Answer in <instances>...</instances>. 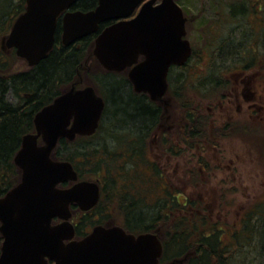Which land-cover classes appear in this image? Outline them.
<instances>
[{
  "label": "water",
  "instance_id": "1",
  "mask_svg": "<svg viewBox=\"0 0 264 264\" xmlns=\"http://www.w3.org/2000/svg\"><path fill=\"white\" fill-rule=\"evenodd\" d=\"M76 1L25 0L4 45L29 66L37 65L53 47L57 16ZM142 1L98 0L90 11L66 12L63 44L95 33L104 21L129 16ZM185 22L177 0H146L134 17L103 27L91 55L110 71H122L143 55L128 77L137 92L166 104L168 69L185 63L192 51ZM103 109L93 86L74 83L35 113L34 131L22 136L13 158L20 180L0 196V264H159L163 245L157 232L135 234L120 225L96 224L74 238L71 206L91 210L100 197L99 182L80 179L70 161L51 154L61 138L92 135ZM63 183L70 185L60 187Z\"/></svg>",
  "mask_w": 264,
  "mask_h": 264
},
{
  "label": "rangeland",
  "instance_id": "2",
  "mask_svg": "<svg viewBox=\"0 0 264 264\" xmlns=\"http://www.w3.org/2000/svg\"><path fill=\"white\" fill-rule=\"evenodd\" d=\"M177 2L185 13L186 38L194 50L186 62L180 97L188 100L191 108L195 110L199 121L197 130L202 136L196 135L195 132L190 134L191 124L185 108L175 98L173 91L167 92L168 104L163 105V109L165 107L168 117L170 116L169 121L174 120L175 129L167 133L157 131L159 124L160 130L167 127L164 119L160 118L153 131H149L145 137L143 153L148 164L153 162L160 169L167 162V175L164 177L163 172L161 187L177 195L181 203H184L185 199L191 201L188 208L175 214L174 218L188 219L194 215L200 218L203 215L205 220L216 222L217 227L227 229L238 221L243 212L251 206V202L264 199V42L259 40L263 38H259L264 23L259 12L264 14V0H177ZM258 8L260 10L256 12ZM246 37L251 38L247 41ZM0 44L3 46V42L0 41ZM92 47L91 45L89 52L92 51ZM243 47H252L254 51L246 56ZM234 50H239V54H233ZM11 51L12 49L4 50L5 60H9ZM30 67L25 59L17 57L8 72L16 74L30 70ZM87 67L82 71L81 86L94 85L98 93L106 97L109 94L102 85L105 78L118 82L126 78V72H108L94 57ZM238 73H242L243 78L251 77V90L257 89L263 95V110L258 115L250 117L245 102L242 104V110L237 112L236 103L226 101V95L232 89V82L236 80L234 75ZM172 74L171 83L173 79L172 86H175L177 72ZM206 80L209 83H205ZM216 80L221 83L228 82V86L221 84L216 87ZM177 84L180 85L178 82ZM126 88L129 90L127 86ZM245 92L247 93L246 89ZM7 98L14 102L12 93L8 92ZM241 100L244 101L243 98ZM156 105L161 107L162 104ZM227 105L231 107L230 111L226 109ZM112 117L109 110L103 119L104 126L92 139L94 144L105 146L106 157L116 147L117 152H120L121 140L131 132L125 133L128 128L120 124L117 125L118 137H111L107 130ZM182 117L184 121L180 120V123L184 124L183 127L178 122ZM181 133L182 137L179 136ZM136 134L139 133L132 132L129 137L137 144L140 138ZM200 139L205 143L199 145ZM178 143L181 145L178 146ZM213 143H217V149L213 147ZM120 163L123 165L124 160L121 159ZM147 168L148 165L140 162L134 172L138 175L139 171ZM82 169L87 172L89 178L95 180L99 177L103 181L102 185L105 184L104 177L108 171L104 164L95 175L90 171V162L83 164ZM152 177L149 179L150 182L137 176L136 179L139 180L134 181L138 186L136 188L149 197L147 199L150 205L154 203L156 197L165 196V192L152 187ZM105 190H111L109 183L105 185ZM142 193L140 194L143 195ZM104 206L109 222L112 225H122L123 216L117 209V202L114 199L111 202L104 201ZM81 213L83 212L79 210L77 216L72 217L74 223L79 221ZM90 227L84 226L86 230ZM252 248L246 247L242 254L236 255H242L246 264H264V257L256 248Z\"/></svg>",
  "mask_w": 264,
  "mask_h": 264
},
{
  "label": "trees",
  "instance_id": "3",
  "mask_svg": "<svg viewBox=\"0 0 264 264\" xmlns=\"http://www.w3.org/2000/svg\"><path fill=\"white\" fill-rule=\"evenodd\" d=\"M25 4V0H0V39L7 34L14 19L24 11ZM88 4H92V0H89ZM259 10L260 8L256 12ZM259 15L264 21V14L259 12ZM250 38L245 39L248 41ZM259 38H262L259 40L264 42V23ZM93 40L94 35L84 37L78 48L76 46L65 47L56 41L48 56L36 67L16 74L8 72L13 61L18 57L15 50L12 49L7 61L0 47V196L20 180L21 172L14 164L13 158L20 147L22 136L33 130L34 112L48 103L61 90L68 88V77L71 72L75 76V66L88 54ZM253 49L243 47L246 56H249L254 51ZM233 54L238 55L239 50H234ZM172 75L171 73L169 76L168 92L173 91L175 98L185 108L186 116L191 124L190 134L195 132L199 135L201 133L197 130L199 121L195 110L191 108L188 100L180 97L182 86L177 84V77L175 86H172ZM187 77L186 75V79ZM105 79L102 85L107 89L109 96H103L105 107L96 132L90 136H78L73 141L61 138L51 154L54 159L70 161L81 179H91L82 169L83 164L87 162H90V171L94 175L97 174L102 164L108 171L107 176L104 177V181L106 180L104 185H102V179L97 178L100 182V199L90 212L81 213V218L75 223L76 236L81 237L85 234V225H112L104 211L103 202H111L114 199L117 202L118 211L123 216L121 226L126 231L135 234L148 231L157 232L163 245L160 263L166 264L180 260L184 264H246L242 255H236L237 253L242 254L246 247L256 248V251L264 257V199L251 202V206L243 212L238 221L227 229L217 227L216 222L211 223L205 220L203 215L200 218L197 215L188 219L174 218L175 214L186 210L191 201L185 199V202L181 203L177 195L161 187L162 167L160 169L159 166L153 164L154 175L152 176L154 177H152L148 171L146 172L150 164L147 163L143 153L144 140L157 119L158 106L155 102L146 99L145 95H132L122 82L110 78ZM206 81L205 83H209ZM7 91L18 98L17 102H12L6 97ZM23 93L29 94L25 97ZM109 110L113 115L109 121V130H107L109 135L117 138L119 135L117 125L122 124L128 128L125 133L128 131H131V134L135 131L139 133L136 136H139L140 142L134 143L129 133L121 140L122 150L117 152L116 147L106 157L105 146L94 144L92 139L104 126L103 119ZM77 143L81 144L77 145ZM202 143L205 142L200 139L199 145ZM198 152L201 153L199 150ZM121 159L124 160L123 165L120 163ZM140 162L148 165V168L142 172L139 171L140 174L136 175L134 170L139 167ZM134 175L148 182L152 177V187L157 191L165 192V196L156 197L154 203L150 205L147 199L149 197L136 188L138 186L134 181L139 179H136ZM107 183L110 184L111 190H105ZM71 211L74 217V215L77 216L79 210L72 206ZM1 241L0 235V245Z\"/></svg>",
  "mask_w": 264,
  "mask_h": 264
},
{
  "label": "flooded vegetation",
  "instance_id": "4",
  "mask_svg": "<svg viewBox=\"0 0 264 264\" xmlns=\"http://www.w3.org/2000/svg\"><path fill=\"white\" fill-rule=\"evenodd\" d=\"M144 1H146V0H143L140 4H138L136 7H135V9L132 11V13L129 15V16H127V17H121V18H118V19H110V20H107V21H104L103 23H101L100 25H99V28H98V30L95 32V33H91V34H89V35H94V39H95V37H96V35L98 34V32L103 28V27H105V26H107V25H109V24H111V23H113V22H116V21H119V20H127V19H130V18H132V17H134L135 15H136V13L138 12V10H139V8L141 7V5H142V3L144 2ZM158 2V1H157ZM89 3V0H78V1H76L74 4H72V5H70V7H68L67 9H65V10H63L58 16H57V20H56V28H55V40H54V44H53V47L55 46V42L57 41V43L59 42L60 44H62V46H76L77 48L80 46V42H81V40L84 38V37H86V36H89V35H86V36H84V37H81V38H79V39H77V40H75L72 44H70V45H64L63 44V42H62V21H63V16H64V14L66 13V12H69V13H72V12H75V11H83V12H86V11H90V10H92V9H94L96 6H97V4H98V0H92V4H88ZM26 5V4H25ZM178 5L181 7V9H182V11H183V8H182V6L178 3ZM183 15L185 16V13H184V11H183ZM10 30V29H9ZM9 30H8V32H9ZM8 32H7V34H8ZM6 34V35H7ZM5 35V36H6ZM5 36H3L2 38H1V42H3V40H4V38H5ZM186 37V36H185ZM59 38V39H58ZM59 40V41H58ZM93 43H94V40H93ZM191 45V44H190ZM92 46H93V44H92ZM0 47H1V49L4 51H6V50H8V49H10V48H7L5 45H4V43H3V46L0 44ZM52 47V48H53ZM93 48V47H92ZM52 50V49H51ZM193 52H194V50H193V48H192V55H193ZM50 53V52H49ZM191 55V56H192ZM48 56V55H47ZM190 56V57H191ZM93 55H91V52H89L88 51V54H86V56H84V58L82 59V60H80L78 63H77V65L75 66V76L72 74V72H71V74H70V77H68V82H67V87L69 88V87H71V85H73L74 83H77V87H84V86H87V85H91V84H86V85H84V86H81V83H83V77H82V71L85 69V68H88L87 66H90V63H91V61H92V59H93ZM189 57V58H190ZM95 58V57H94ZM144 60V56L143 55H139L138 57H137V59H136V61H135V63L134 64H132V66H129V67H126L124 70H122V71H110V70H107L108 72H126V78H125V80H123V81H121L122 83H123V85L125 86L126 84V86L129 88V92L132 94V95H134V96H141V95H145L146 96V99L148 98V100H150V101H152V102H155L156 104L157 103H160V104H162L161 105V107L160 106H158V112L160 111V113L158 114V116H157V119L155 120V122L153 123V125L151 126L152 128H151V132L153 131V128L156 126V124H157V122H159V119L161 118V119H164V121L166 122V125L165 126H167L166 127V129H163V130H160L159 128H160V124H159V126H158V128H157V131L159 130V131H161V133H162V131H164V132H171L173 129H175V127H173L174 126V120L172 119L171 121L172 122H170L169 120H170V116L168 117V113L166 112V109H165V107H164V109H163V105L164 106H166L167 104H168V101H167V103L166 104H163L162 102H160V101H154V100H152L151 98H150V96H149V94L148 93H145V92H137L135 89H134V86H133V84H132V82L130 81V79H129V77H128V72H129V70L131 69V68H133L134 66H136V65H138L141 61H143ZM187 62V61H186ZM186 62L185 63H183V64H181V65H177V64H172L170 67H169V69H168V74H167V83H168V89H169V85H170V83H169V76H170V74L171 73H175V72H177V78H178V83L179 84H181L182 83V79H183V77H184V70H185V68H186ZM239 63H241L242 61H238ZM37 65H34V66H31L30 68H34V67H36ZM245 68H247L246 66H245ZM23 72H25V71H23ZM243 73V72H242ZM242 73H238L236 76L234 75V77L236 78V80L234 81V82H232V89H231V91L228 93V95H226V101H227V103L228 102H233V103H236V105H237V112H240L241 110H242V104H243V102H245L246 103V111H247V113H249V116L250 117H253L254 115H258V113L260 112V111H262L263 110V108H262V98H263V95L259 92V90H255V89H252L251 90V77H245V78H243V75H242ZM240 76V78H238ZM221 84H225V86L227 87L228 86V82H225V83H221L220 81H218V80H216L215 81V85H216V87H219V85H221ZM91 86H93L94 87V85H91ZM96 86V85H95ZM242 86V88L240 89V87ZM63 87H65V86H63ZM215 87V88H216ZM68 88H65V89H63V88H61V89H63V90H61L60 91V93H58L57 95H59V94H61L62 92H64V91H66ZM95 88V87H94ZM245 89L247 90V93L245 92ZM95 90H96V93L97 94H99L98 93V90L95 88ZM9 91H7V93H8ZM167 92H168V90H167ZM7 93H6V97H7ZM13 94V93H12ZM24 94V96L26 97V96H28V94L29 93H23ZM57 95H55L48 103H50ZM100 95V94H99ZM102 98H103V100H104V107H105V98L103 97V95H100ZM166 96H167V93H166ZM165 96V97H166ZM13 97H14V102H17V100H18V98H16L15 97V95L13 94ZM244 99V101H242L241 99ZM48 103H46V104H48ZM22 104H24V102H22ZM46 104H44V105H46ZM44 105H42L41 107H43ZM40 107V108H41ZM221 107H223V105H221ZM227 108V110H231V107H228V105L226 106ZM39 108V109H40ZM39 109H37L35 112H34V114L33 115H35V113L39 110ZM225 109V108H224ZM103 111H104V109H103ZM102 114H103V112H102ZM101 117H102V115H101ZM33 118H34V116H33ZM100 120H101V118H100ZM184 121V117H182L181 119H179V125H181L182 127L184 126V124H181L180 122L181 121ZM162 128V127H161ZM34 131V125H33V130L32 131H30V132H33ZM96 132V131H95ZM94 132V133H95ZM155 132V131H154ZM28 133V132H27ZM93 133V134H94ZM92 134V135H93ZM179 136L180 137H182V133H181V135L179 134ZM78 137V136H77ZM76 137V138H77ZM75 138V139H76ZM71 141H73V140H71ZM21 145V144H20ZM181 144L180 143H178V146H180ZM213 145V147L215 148V149H217L216 148V146H217V143H213L212 144ZM180 150V149H179ZM17 152V151H16ZM167 164V162H165L164 163V165H162V173H161V176L163 177V172H164V177H166V168H167V166L168 165H166ZM147 171H148V173H150L151 174V176L152 175H154L153 174V162H150V167L147 169ZM20 172H21V170H20ZM170 175V174H169ZM20 176H21V173H20ZM172 176V175H171ZM163 179V178H162ZM89 180H93V179H89ZM95 180H97L98 182H99V179H95ZM18 183V182H17ZM16 183V184H17ZM65 185L64 186H61V187H66V186H69L70 185V183H64ZM99 187H100V182H99ZM8 191V190H7ZM6 193V192H5ZM4 193V194H5ZM3 194V195H4ZM2 195V196H3ZM99 199H100V197H99ZM99 201V200H98ZM72 206H74V205H72ZM71 206V207H72ZM76 207V206H75ZM77 208V207H76ZM79 210V209H78ZM90 211V210H89ZM89 211H87V212H89ZM83 213H85V212H83ZM58 220L57 219H55V220H53V222L55 223V222H57ZM74 223V222H73ZM96 225V224H95ZM74 226H75V223H74ZM94 226V225H93ZM93 226H91L90 227V229L89 230H85V234L83 235V236H81V237H77L76 236V234H75V236H74V238L75 239H80V238H82V237H84L88 232H90V230H91V228L93 227ZM106 226V225H105ZM111 226V225H110ZM126 231V230H125ZM126 232H128V231H126ZM48 262L49 263H53V261H51V260H48Z\"/></svg>",
  "mask_w": 264,
  "mask_h": 264
}]
</instances>
